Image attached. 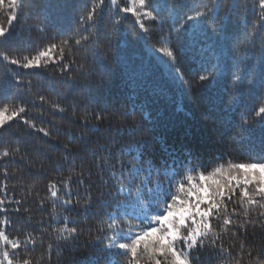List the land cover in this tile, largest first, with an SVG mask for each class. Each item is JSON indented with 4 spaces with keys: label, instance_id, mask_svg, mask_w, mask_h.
Returning a JSON list of instances; mask_svg holds the SVG:
<instances>
[{
    "label": "trees",
    "instance_id": "16d2710c",
    "mask_svg": "<svg viewBox=\"0 0 264 264\" xmlns=\"http://www.w3.org/2000/svg\"><path fill=\"white\" fill-rule=\"evenodd\" d=\"M164 2L167 4L162 13L165 22L157 24L145 21L150 29L147 35L140 32L131 13L115 12L110 0L106 2L98 38L103 63L95 62L91 55L86 60L77 58V63H84L86 67L80 71L74 66L70 82L62 83L69 73L61 76L59 68L62 65L59 63L40 69H23L0 63V82L4 78L12 81L17 74L23 82L17 86L13 81L6 94L0 92V104L14 103L25 107L27 111L22 114L24 119L32 121L37 128L43 127L51 132L50 136L45 137L21 119L13 120L0 129V148L18 146L20 149L14 158L0 159V199L4 200L2 207L5 209L0 211V221H7V224L0 223V228L22 241L28 234L35 238L34 246L28 244L20 249L21 255L25 251L30 254L34 264L38 257L43 258V264H49V255L50 264H109V260L110 264H124V256L109 257L108 253L98 250L102 244L93 247L89 243L97 235H107L99 233L97 229L99 223L106 219L103 213L112 210L109 204L113 202L102 205L94 199L87 215L85 208L78 205L65 211L59 201L53 209L49 184L55 183L60 189V196L67 198L61 182L68 176V168L73 160L77 171L81 166L91 171L92 176L85 175L83 179L85 185L91 183L94 190H98L101 171L94 163L97 157H107L110 151L109 163L117 170V160L122 159L126 166L135 163L131 156L121 153L127 144V132L123 136L117 133L122 125L131 123V120L120 119L125 109L131 110L135 105L136 122L151 130L148 134L155 139L150 141L145 159L157 157L153 160L156 167L161 166L163 159L171 163L172 158L168 153L176 156L177 163L183 160L187 164L190 157L193 165H201L206 171L227 161L259 162L257 158L264 153V120L255 116V110L264 104V78L261 77V57L264 55L261 36H264V29L256 23L260 14L258 0H224V4L234 2L247 6L233 13L227 21V39L212 36L211 19H205L198 27H189L179 35L172 32L174 24H178L184 15L191 14L188 9L199 10L202 5L198 0ZM203 2L211 7L216 0ZM177 3H183L184 8L174 9ZM90 6L89 0H27L19 19L13 22L11 36L7 41H0V50L18 58L34 55L38 49L69 35L76 28L79 15ZM116 15L122 17L119 25L113 23ZM45 16L54 17L56 27H50L43 33L27 30V23H38ZM254 27L260 36L255 38V45L249 49L248 57L244 58L238 50L239 43L245 32H251ZM165 42L176 51L174 67L179 68L184 79L189 81L190 89L168 74L158 60V54L153 51ZM74 58L66 51L65 62ZM164 59L167 60V57ZM242 59V83L234 84V65L240 66ZM213 65H219V71L213 79L202 84L199 76L205 71H212ZM50 82L57 85V91L49 90ZM40 95L50 102L42 104ZM52 103L60 104L66 111L60 113L54 110ZM101 111L112 118L113 124L109 126L106 120L100 124V131H89L80 117L88 113L94 122L96 113ZM73 112L76 113L74 118ZM243 116L250 121L252 131L249 134H244L238 126ZM77 137H83L85 141ZM65 144L71 151L64 150ZM91 150H96V156L91 154ZM22 156L25 158L22 159ZM5 169L7 176L4 175ZM104 177L107 178V171ZM77 187L74 180L73 200ZM232 207L229 204V209ZM259 211L256 208L251 215L255 216ZM54 213L59 217L56 227L63 225L64 216L78 221L68 225L81 229L74 240L57 242L49 234ZM215 223L219 231V222ZM241 241L245 243V257L241 264H248V248L253 249L255 256L259 246L264 244V228L249 225L245 232L238 227H230L227 234L222 235L221 241H217V246L221 242L225 247L234 246L232 259L212 255L209 240L203 249L193 250L192 264H220L221 261L234 264ZM50 243L53 245L51 250L48 249Z\"/></svg>",
    "mask_w": 264,
    "mask_h": 264
},
{
    "label": "snow or ice",
    "instance_id": "6c2138e0",
    "mask_svg": "<svg viewBox=\"0 0 264 264\" xmlns=\"http://www.w3.org/2000/svg\"><path fill=\"white\" fill-rule=\"evenodd\" d=\"M90 7L83 11L78 17L76 28L59 42H52L38 49L34 55L16 57L9 52L0 50V63L5 66L16 65L23 69L47 68L57 63L61 64L59 73L64 76L69 73L66 80L62 83L70 82L73 77L70 73L75 66L80 71H84L86 65L77 63V58L86 60L91 55L93 60L103 63L99 48L100 21L102 10L109 0H89ZM27 0H0V41H7L12 33L13 22L19 19L20 12ZM202 5L199 10L190 8L191 14L184 15L178 24H174L172 32L178 35L185 32L189 27L196 28L205 19H211V30L213 37H223L227 39L229 26L227 21L233 13L246 9V5L236 3L224 4V0H216L209 7L203 0H198ZM112 9L118 13H131L135 17V23L139 25L141 33L147 35L150 31L145 21L163 24L165 17L162 15L167 8L164 0H110ZM126 4L127 6H121ZM260 14L256 23L264 29V0H258ZM183 3H177L174 9H183ZM30 20L31 17H28ZM6 20V23H5ZM122 17L116 15L113 23L119 25ZM50 27H56L55 18L45 16L38 23H27L26 28L29 32L36 30L46 32ZM260 36V32L254 27L251 32H245L243 39L239 43L238 50L242 57L247 58L249 49L255 45V38ZM162 39H164L162 37ZM168 39H171L169 33ZM264 45V36H261ZM109 46L111 41L109 40ZM73 48L76 52L73 53ZM73 55L75 58L70 62H65L66 54ZM158 54V60L167 70L173 79L181 81L189 89V81L184 79L183 73L179 68L174 67L177 59L176 51L168 42L161 47L153 49ZM167 57V60L164 59ZM244 60L240 61V66L234 65L232 80L234 84L242 83L241 67ZM219 71V65H213L212 71H205L199 76V81L203 84L214 78V74ZM261 77L264 78V55L261 57ZM19 86L22 82L20 75L13 77L12 81L4 78L0 82V92L7 93L11 83ZM31 87V81L28 82ZM102 84V81H101ZM50 91H57L55 83H49ZM41 103H49L47 97L39 96ZM52 108L64 113L66 109L58 103H52ZM27 109L14 103L0 104V129L16 119H21L30 128L43 133L45 137L51 135L48 129L37 128L36 125L27 119L24 114ZM137 111L134 105L131 110L125 109L120 114L123 121L131 120L130 124L122 125L117 129L121 136L127 132V144L121 149L123 155L131 156L135 163L117 160L118 170L109 163L111 152L107 157H97L94 163L100 168L98 190H94L91 183L85 185L83 177L92 176L89 169L80 167L76 170L73 160L68 168V176L61 182L67 198L60 196V189L55 183L49 184L50 198L53 201V209L59 201L61 207L67 211L74 205L87 210L92 207L93 200L99 201L102 205L109 204L110 212H104L105 220L99 223L98 232L107 235H97L90 245L95 247L103 245L98 250L106 252L109 257L121 255L125 257L124 264H192L193 250L205 247L206 241L210 240L209 248L212 255H222L232 259V247H225L221 242L219 247L217 241H221L222 235L227 234L230 227H238L247 231V227L264 228V153L257 159L259 162L226 163L217 164L211 170H205L201 165H193L190 157L187 164L183 160L177 163L176 156L168 153L172 158L171 163L167 159L161 160V166L156 167L153 160L157 157L145 159V151L148 149L150 141L155 139L148 133L150 129H145L136 122L134 113ZM73 118L76 113L73 112ZM141 115L143 113L141 112ZM255 116L264 120V104L255 110ZM81 122L89 128V131H100V124L107 120L109 126L113 124L110 116L106 117L103 112H97L95 121L91 120L88 113L80 117ZM239 128L244 134H249L252 129L247 116H243L239 123ZM85 141L83 137H77ZM71 139H69V143ZM264 143V141H262ZM65 151H71L68 144L64 146ZM86 147V142H85ZM20 151L19 147L0 148V159L12 156ZM167 152V149H165ZM135 153V155H133ZM91 154L96 156V150H91ZM24 159L25 157H21ZM67 162V158H64ZM103 160V163H101ZM57 167H60L58 165ZM109 169H112L109 171ZM107 171V178L104 172ZM7 176V170H4ZM153 176L156 178L153 179ZM161 177L163 179H161ZM76 181V198L72 199V183ZM83 189V191H81ZM6 190V186H4ZM238 194V199H237ZM119 197V199H118ZM17 204L20 201H16ZM4 200L0 199V211H3ZM43 204V201H41ZM229 204L233 205L229 209ZM259 208L260 211L251 215V212ZM19 211V209H16ZM27 211V210H25ZM242 217L240 219H237ZM59 217L53 214V224L51 226V236L57 242H69L76 238L81 229L68 227L69 223L76 224L78 221L64 216V223L56 227ZM219 222V231L216 223ZM7 224V221H0ZM43 231L47 232L48 229ZM235 235V233H233ZM36 240L30 234L26 235L22 241L20 238H13L6 233L4 228H0V264H34L30 254L25 251L20 254V249L28 244L35 245ZM53 245L50 243L48 249ZM245 243L241 241L240 251L234 264H241L244 259ZM248 264H264V244H261L253 255L250 247L246 253ZM51 262V256L48 257ZM35 264H43V258L38 257ZM110 264V260H109ZM120 264V262H117ZM220 264H225L221 261Z\"/></svg>",
    "mask_w": 264,
    "mask_h": 264
}]
</instances>
